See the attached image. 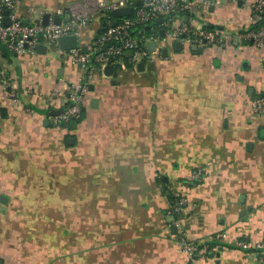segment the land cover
Masks as SVG:
<instances>
[{
	"label": "crops",
	"instance_id": "crops-1",
	"mask_svg": "<svg viewBox=\"0 0 264 264\" xmlns=\"http://www.w3.org/2000/svg\"><path fill=\"white\" fill-rule=\"evenodd\" d=\"M118 1L22 0L16 14L44 24L88 16L77 27L84 48L120 20L107 10ZM185 1L200 3L194 27L235 44L179 49L158 20L150 56L116 76L95 73L80 121L63 127L50 119L62 97L53 109L47 98L86 70L58 45L20 56L1 48L21 103L0 89V264H264L234 245L264 242V116L251 108L264 95V46L240 38L255 29V0ZM198 167L204 180L186 187ZM173 191L190 199L188 237L223 243L196 259L182 252L166 215Z\"/></svg>",
	"mask_w": 264,
	"mask_h": 264
},
{
	"label": "built area",
	"instance_id": "built-area-1",
	"mask_svg": "<svg viewBox=\"0 0 264 264\" xmlns=\"http://www.w3.org/2000/svg\"><path fill=\"white\" fill-rule=\"evenodd\" d=\"M22 0H0V57L1 48L5 47L10 53L20 56L36 53L42 44L58 45V40L66 36H76L78 26H85L90 21L88 16L73 15L68 21L56 24L40 21L26 23L18 17L16 9ZM246 1V0H242ZM134 8V15L118 20L113 26L109 22L95 40L84 48H75L69 51L58 50L59 57L66 56L74 66H81L86 70L85 80L70 84L64 91L53 90L47 98L48 108L54 107L58 97L63 99V111L51 116L54 127H63L82 117L83 108L87 99L89 82L95 73L103 74L111 66L124 69L127 63L137 65L150 56L148 43L159 39L157 27H152V34L147 35L146 29L153 25L155 20L166 28L167 36L176 42L185 44L187 48L196 47L206 49L213 46L227 47L235 44V39H226L215 31L207 28L194 27L192 22L200 9V3L185 0H120L109 6L110 13L120 8ZM34 11V8H31ZM186 16L187 23L177 25V17ZM8 23H5V20ZM252 21L258 29L250 30L240 35L241 39H250L258 47L264 46V0H255L252 4ZM131 52V57L127 54ZM0 89L8 95L12 103L20 105V96L0 66ZM252 111L257 116H264V95L259 94L252 100ZM31 112L30 109H25ZM1 118V108H0ZM205 178L203 168H196L185 181L186 187H194ZM171 202L166 215L178 230L176 241L182 252L191 259L204 255L211 243L224 242L222 235H217L210 241L195 242L188 237L182 221L193 219V215H185L190 206V199L184 192L170 193ZM188 222V221H187ZM235 247L264 263V242H253L250 237H242L235 241Z\"/></svg>",
	"mask_w": 264,
	"mask_h": 264
},
{
	"label": "water",
	"instance_id": "water-1",
	"mask_svg": "<svg viewBox=\"0 0 264 264\" xmlns=\"http://www.w3.org/2000/svg\"><path fill=\"white\" fill-rule=\"evenodd\" d=\"M111 15L113 16V18L115 19H121V18H125V17H131L134 15V8L132 7H128V8H120V9H116L110 12ZM5 23H8V20H5ZM117 21H114L112 23L113 26L117 25ZM164 34V33H163ZM180 45L181 43H179L177 45V47L180 49ZM58 46L61 50H65V51H69L72 49H75L78 47V38L77 36H66V37H62L58 40ZM42 47H39L37 50H41ZM151 48H155V44H151ZM193 49H197L196 47H193ZM199 51H202L201 49H198ZM132 53L129 52L127 54V56H131ZM142 66V63L140 64ZM104 73L106 75H111L112 73L116 76L117 75V71H114V68L109 66L104 70ZM85 110V107L83 108V111Z\"/></svg>",
	"mask_w": 264,
	"mask_h": 264
},
{
	"label": "trees",
	"instance_id": "trees-1",
	"mask_svg": "<svg viewBox=\"0 0 264 264\" xmlns=\"http://www.w3.org/2000/svg\"><path fill=\"white\" fill-rule=\"evenodd\" d=\"M157 24H158V22H157V20H155V21L153 22V25H152V26L147 27V29H146V34H147V35L152 34V27H153V26H156ZM258 27H259V26H256L255 29H258ZM79 121H80V120H78V121H72V123H73V122H79ZM66 125H68V124H66ZM66 125H65V126H66ZM170 199H171V197H170Z\"/></svg>",
	"mask_w": 264,
	"mask_h": 264
}]
</instances>
